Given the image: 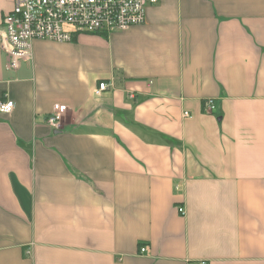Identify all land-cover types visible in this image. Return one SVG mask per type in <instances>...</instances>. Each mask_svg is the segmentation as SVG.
<instances>
[{"label":"crops","instance_id":"0c3cea01","mask_svg":"<svg viewBox=\"0 0 264 264\" xmlns=\"http://www.w3.org/2000/svg\"><path fill=\"white\" fill-rule=\"evenodd\" d=\"M12 9L0 264H264V0H159L17 55Z\"/></svg>","mask_w":264,"mask_h":264},{"label":"built area","instance_id":"2783aa9c","mask_svg":"<svg viewBox=\"0 0 264 264\" xmlns=\"http://www.w3.org/2000/svg\"><path fill=\"white\" fill-rule=\"evenodd\" d=\"M159 0H13L12 12L2 21L3 35L11 54H28L32 42L43 40L68 43L76 33L110 35L144 24L147 7ZM102 82L95 89L99 96L109 90ZM10 100H0V114H9ZM205 109H211L207 103ZM65 109L58 108L48 118L54 131L62 128ZM184 214L183 209L178 210ZM145 249H141L143 254Z\"/></svg>","mask_w":264,"mask_h":264}]
</instances>
